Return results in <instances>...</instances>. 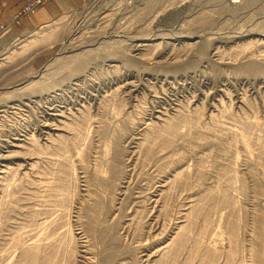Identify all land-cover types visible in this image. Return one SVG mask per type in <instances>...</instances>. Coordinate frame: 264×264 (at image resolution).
Instances as JSON below:
<instances>
[{
	"label": "rangeland",
	"instance_id": "obj_1",
	"mask_svg": "<svg viewBox=\"0 0 264 264\" xmlns=\"http://www.w3.org/2000/svg\"><path fill=\"white\" fill-rule=\"evenodd\" d=\"M33 2L0 0V58L12 48L19 51L25 42L19 40L31 38V31L59 26L51 43L0 60V150L16 137L23 142L33 136L29 155L37 162L24 174L16 168L23 160L0 161V169L2 163L14 169L2 180L0 264H29L24 247L33 240L35 264H144L145 246L170 232L187 200L198 213L189 221L187 249L169 250L156 264H201L202 248L196 256L187 253L193 240L224 246L211 264H264V62L248 57L264 56L257 36L264 33V0H237L234 7L230 0ZM239 32L247 35L217 44L220 53L213 60L203 53L209 38ZM153 34L206 39L192 46L162 43L139 55L130 50L136 39ZM111 56L119 61L107 62ZM219 99L209 117L208 104ZM54 107L83 131L78 139L73 131L65 134L76 143L66 153L51 149L53 141L40 135ZM153 108L168 116L178 108L180 132L158 126L144 140V132L127 126L153 120ZM133 135L142 137L135 147ZM77 148L83 153L79 161ZM95 165L104 169L107 183L93 178ZM166 177L169 186L154 215L152 193ZM231 226L236 241L227 238ZM229 248L234 257L225 254Z\"/></svg>",
	"mask_w": 264,
	"mask_h": 264
},
{
	"label": "bare ground",
	"instance_id": "obj_2",
	"mask_svg": "<svg viewBox=\"0 0 264 264\" xmlns=\"http://www.w3.org/2000/svg\"><path fill=\"white\" fill-rule=\"evenodd\" d=\"M142 1V0H141ZM145 2H149V4H151V3H153V1L154 0H144ZM139 2H140V0H139ZM237 2V0H230V2H229V4L230 5H232L233 7L237 4L236 3ZM144 4V3H143ZM147 4V3H146ZM132 6H134V5H132ZM231 6V7H232ZM149 7V6H148ZM141 8V7H140ZM57 21V20H56ZM56 23H59V21L58 22H56ZM55 24V23H54ZM53 24V25H54ZM48 26V27H46L45 26V28L44 29H40V30H33V31H31L30 32V34H28L27 35V37L28 36H30L31 38H27V39H20L19 40V42H22L23 40L25 41H23L24 42V44H22V45H20V47H16V49L17 48H19L20 50L19 51H17V50H13V48L11 49V50H7V52H8V55H5L4 57H1L0 58V60L1 59H4V58H9L8 60H10V59H14V56H18V54H20V53H22V52H25L26 50H28V49H30V48H32V47H34L35 48V45H38V44H41V43H43L44 44V42L46 43V42H50L51 43V41H54L55 39H57V36H58V27L59 26H57V25H54V26ZM63 25V24H62ZM61 25V26H62ZM60 30V29H59ZM76 30V29H75ZM76 34V33H75ZM258 35V38H259V44H263V42H264V33H257ZM245 35H247V34H241L240 32L239 33H234V34H231V35H227V36H219V37H213V38H209L208 39V41H207V44H206V46L205 47H203L202 49V51H203V53H205L207 56H208V58L209 59H212L213 60V57H216L217 55H218V49H217V44H221V43H229L230 44V42L231 43H233V42H236L238 39H240L241 37H244ZM59 39V38H58ZM71 39V38H70ZM206 38H204V36L202 35V34H191V35H182V34H179V35H177V34H170L169 36H161V35H157V34H153V35H150V37H143V38H141V39H136V41L133 43V44H131V45H129L130 46V50L131 51H135V54L137 53H142V52H144V51H146L147 52V50H149V49H151V48H154V47H156V46H158V45H161L162 43H166V45H167V43H173V42H182V41H186V43L188 42L189 44H191V46L192 45H195V44H197L199 41H201V40H205ZM61 40V39H60ZM76 40V39H75ZM18 42V43H19ZM203 42V41H202ZM204 42H206V41H204ZM68 43V42H67ZM73 43V42H72ZM170 43V44H171ZM49 44V43H48ZM66 44V43H65ZM76 44V43H75ZM90 44V43H89ZM199 44H200V42H199ZM203 44V43H202ZM42 45V44H41ZM88 45V44H87ZM78 46V45H77ZM220 46V45H219ZM64 47V46H63ZM194 47V46H193ZM37 48V47H36ZM67 48V47H66ZM71 48H73V47H71ZM75 49V48H74ZM79 49V48H78ZM68 51V50H67ZM73 51V50H72ZM108 51V50H107ZM110 51V50H109ZM201 51V50H200ZM27 52V51H26ZM35 52V51H34ZM83 52V51H82ZM146 52H144V53H146ZM165 52V51H164ZM164 52H162V53H164ZM143 53V54H144ZM219 53H220V51H219ZM7 54V53H6ZM82 54V53H81ZM108 54H109V52H108ZM153 54H154V52H153ZM2 54H0V56H1ZM4 55V54H3ZM119 55V54H118ZM121 55V54H120ZM139 55V54H138ZM220 55V54H219ZM256 55V54H255ZM255 55H253V54H251V56H248L249 58H250V61H252V62H257V61H260V62H264V56H262L261 54H257L256 56ZM20 56H21V54H20ZM32 56V55H31ZM115 56V55H114ZM158 56H160V54L158 55ZM82 57V56H81ZM102 57V56H101ZM105 57V56H104ZM137 57V56H136ZM107 59V62H115L116 63V61H119V60H116V58H114V57H106ZM201 58V57H200ZM12 59V60H13ZM17 59V58H16ZM202 59V58H201ZM216 59V58H215ZM218 59V58H217ZM104 60V59H103ZM199 60V59H198ZM207 60V59H206ZM85 61V60H84ZM219 61H220V59H219ZM225 61V62H224ZM223 61V64L224 63H229L230 64V60H224ZM226 61H228V62H226ZM230 61V62H229ZM222 62V61H221ZM234 62V61H233ZM233 62H231V64L233 63ZM220 63V62H219ZM258 63V62H257ZM218 64V63H217ZM222 64V63H221ZM6 65V64H5ZM107 65H109V64H107ZM116 65V64H115ZM79 66V65H78ZM80 66H81V64H80ZM79 66V67H80ZM81 68V67H80ZM117 68V67H116ZM247 69V68H246ZM40 73H41V71H40ZM77 74V73H76ZM32 76V75H31ZM208 80V79H207ZM26 81V80H25ZM96 82V81H95ZM262 82V81H261ZM21 83H23V82H20V83H18V84H15V86L16 85H19V84H21ZM25 84V83H24ZM125 84H129L128 82H126ZM204 84H206V82H204ZM203 84V85H204ZM208 85V84H207ZM206 85V86H207ZM261 86H262V83H261ZM135 87V86H134ZM263 87V86H262ZM220 90V92L222 91V93L225 95V96H228L227 95V93H225L224 92V90L223 89H219ZM6 95V94H5ZM48 95H50V94H48ZM54 97V96H53ZM52 97V98H53ZM98 99V98H97ZM215 101V100H214ZM221 103H222V99H219V100H217L216 102H213V103H210V104H208V110L209 111H211L213 108H216V106H218L219 104L221 105ZM235 103H237L238 105H240V104H242L243 103V99L241 98V97H238V96H236L235 97ZM61 107V106H60ZM63 109V108H62ZM173 109V108H172ZM175 109V110H174ZM173 110V113H172V115L173 116H168V115H166L165 114V112L163 113V112H161L159 109H155V108H153V120H152V118H147V119H145L144 121H142V122H139L138 124H136V126H134V124L136 123H128V125L127 126H129V127H131V128H134V130H137V134H138V131H142V132H144V137H143V139L145 140L146 138H149V137H153V133L151 132L152 130H153V128H158V126H163L165 129H167L166 131H172L173 132V130L176 132V133H179L180 131V128L178 129V126H177V122H176V120L174 119V117H176V116H178V115H180L181 113H179V109L177 108H174ZM50 110H52V111H48L46 114L48 115V117L46 118L45 117V120H44V122H42V124H41V127H40V135L43 137V140L44 141H46V140H48L49 138H50V143H51V141H53L52 143H51V145L50 146H52V148L51 149H53V150H62V149H65V151H63L64 153H66L67 151V149L69 148V145L71 144V142H68L67 140L69 139L68 138V136H66L68 133H72V131L74 132L73 134L75 135V137L76 136H79L80 134H78L79 132H83L82 130H80L79 132H78V129H77V127H75L76 125H73L72 127H71V125L72 124H70L71 122H70V120L69 121H67V119H69V117H68V115L66 116L65 115V111L64 110H61L60 108H50ZM1 111V110H0ZM162 111H163V109H162ZM67 112H69V111H67ZM71 114V113H70ZM208 115H209V117H213V112L211 111V112H209L208 113ZM181 116V115H180ZM44 117V116H43ZM179 117V116H178ZM208 117V116H207ZM188 118H190V117H188ZM74 121V120H73ZM182 121H183V119H182ZM77 122V121H76ZM157 122H161V124L160 125H158L157 124ZM194 122V121H193ZM74 123V122H73ZM125 125V124H124ZM191 125V124H190ZM78 126V125H77ZM186 126H188V124L186 125ZM199 126V125H198ZM197 126V127H198ZM78 127H80V125L78 126ZM128 127V128H129ZM82 128V127H81ZM191 128V127H190ZM120 129V128H119ZM118 129V130H119ZM125 128H123L122 130H124ZM163 129V128H162ZM164 129V130H165ZM194 129H196V128H194ZM121 130V131H122ZM193 130V129H192ZM197 130V129H196ZM201 130V129H200ZM127 131V130H126ZM182 131V130H181ZM203 131V130H202ZM174 132V133H175ZM186 132V131H185ZM118 133H120V132H118ZM147 133V134H146ZM148 133L150 134V135H148ZM193 133V132H192ZM201 133V132H200ZM204 133V132H203ZM66 134V135H65ZM134 134V133H133ZM136 134V133H135ZM163 134V133H162ZM191 134V133H190ZM147 135L149 136V137H147ZM80 136H82V135H80ZM41 137V138H42ZM71 137H74V136H71ZM77 139H78V137H76ZM76 138H74V139H76ZM123 138H125V136L123 137ZM128 138H129V136H128ZM128 138H127V141H128ZM140 138H142V137H136V136H131L130 137V140L131 141H133V144H134V147H135V144H138V140L140 139ZM162 138V137H161ZM203 138V137H202ZM73 139V138H72ZM71 139V140H72ZM152 139V138H151ZM22 139H20V138H18V137H16V138H14V140L12 141V142H9V144L7 143V145L5 146V147H3V149H1L0 150V161H4V162H7L9 159H13V160H15V159H17V160H23V163H18L17 164V169L18 170H20V171H22L24 174L25 173H28L29 171H31L32 172V169L36 166V164H37V162H36V160H34V157H31L29 154H30V152H31V150L32 149H29L30 148V145L31 144H34L36 141V139L33 137V136H29V137H25V139H24V141L23 142H20ZM70 140V139H69ZM112 140V139H111ZM162 140V139H161ZM168 140V139H167ZM68 143H67V142ZM73 141H75V140H72V143H73ZM126 141V140H125ZM126 141V142H127ZM169 141V140H168ZM199 141V140H198ZM76 142H78V141H76ZM106 142V141H105ZM117 142V141H116ZM114 143V142H113ZM112 143V144H113ZM130 143V142H129ZM161 143V142H160ZM167 143V142H166ZM168 143H170V142H168ZM245 143V142H244ZM36 144V143H35ZM76 145V143H73V144H71L70 146L71 147H75V145ZM115 144V143H114ZM116 144H118V143H116ZM115 144V145H116ZM130 144H132V143H130ZM243 144V143H242ZM168 145V144H167ZM196 145V144H195ZM50 146H46V147H49L50 148ZM158 146V145H157ZM54 147V148H53ZM104 147V146H103ZM115 147V146H114ZM118 147V146H117ZM150 147V146H149ZM148 147V148H149ZM153 147V146H152ZM67 148V149H66ZM110 148V146H109V144L107 143L106 145H105V148H103L104 150V152H106V154H107V151H108V149ZM112 148V147H111ZM151 148V147H150ZM35 149H36V146H35ZM74 149V148H73ZM72 149V150H73ZM37 150V149H36ZM52 150V153H56L57 151H53ZM81 150H82V148H81ZM112 150H114V148H112ZM116 150H117V148H116ZM117 151H119V149L117 150ZM104 152H102V154L104 153ZM122 152V151H121ZM64 153H63V155H64ZM75 155L77 156V159H78V161H79V159H81L82 157H80V155H83V153L81 154V152L79 151V148H77V149H75ZM106 154H104L105 156H104V158L106 157ZM109 154V153H108ZM118 154V153H117ZM25 155V156H24ZM114 155H116V153H114ZM66 157V156H65ZM103 157V155L101 156V158ZM117 157V156H116ZM53 158V157H52ZM56 158V157H55ZM61 160H62V158H60ZM59 159V160H60ZM64 159V158H63ZM68 159V158H67ZM67 159H66V161H67ZM75 159H76V157H75ZM32 160V161H31ZM34 160V161H33ZM58 160V161H59ZM104 160V159H103ZM57 161V160H56ZM62 161H64V160H62ZM60 162L61 164H60V168L62 169V168H64L65 166H64V164H66V163H64V162ZM69 161H70V159H69ZM70 162H72V161H70ZM105 162H107V161H105ZM111 162V161H110ZM44 163H46V162H44ZM56 163V162H55ZM40 164V163H39ZM53 165V164H52ZM56 165V164H55ZM113 165V164H112ZM1 168L2 169H0V173H2V176H0V212H1V209H2V207H3V204H4V195H3V191H2V189H3V178H4V176L7 174V173H9V172H11V171H13L14 169H13V167H11L10 166V164H7V163H2L1 164ZM67 166H68V164H67ZM70 166V165H69ZM68 166V167H69ZM72 166V165H71ZM110 167V166H109ZM108 167V168H109ZM178 167V166H177ZM176 167V168H177ZM40 168H42V167H40ZM70 168V167H69ZM71 168H73V167H71ZM100 168V167H99ZM107 168V167H106ZM105 168V169H106ZM65 169V168H64ZM102 169L103 168H101V170L100 169H98L97 167H96V165L91 169V171H90V173L92 174V176H93V178L95 179V180H97V182L99 181V182H106L107 183V181H106V179L107 178H105V173H103V172H105L104 171V169H103V172H102ZM16 170V169H15ZM63 170V169H62ZM66 170H68L67 168H66ZM72 170V169H71ZM112 170V169H111ZM19 171V172H20ZM41 171V170H40ZM62 172V171H61ZM70 172V171H69ZM69 172H67V174L69 173ZM4 173V174H3ZM65 173V172H64ZM24 174H22V175H24ZM28 174H30V172L28 173ZM70 174V173H69ZM73 174V173H72ZM85 174V173H84ZM179 174H180V172L175 176V177H178L179 176ZM65 175V174H64ZM168 175V174H167ZM169 175H171L170 173H169ZM173 176L175 175L174 173L172 174ZM66 176V175H65ZM64 176V177H65ZM70 176V175H69ZM117 176V175H116ZM172 176V177H173ZM10 177V176H9ZM164 177H165V175H164ZM168 177V176H167ZM166 177V178H167ZM171 177V178H172ZM52 178V177H51ZM60 178V177H59ZM69 178V177H68ZM7 179V178H6ZM62 179H64V178H62ZM66 179V178H65ZM177 179V178H176ZM176 179H174V181L176 180ZM7 180H9V179H7ZM13 180V179H12ZM69 181V180H68ZM114 181V180H113ZM158 183L159 184H157V186L154 188V190H153V203H155V204H153L152 205V207H153V214H154V212H156L155 210H159V208L161 209L162 207H160L158 204H160V203H158V201H159V198L160 197H162V195H161V193H162V191L164 190H166V187H168L169 186V183H168V178H167V180H165V179H161V180H159L158 179ZM171 181V180H170ZM65 182V181H64ZM167 183H168V185H167ZM23 184V183H22ZM68 184V183H67ZM14 185V184H13ZM28 185V184H27ZM107 185V184H106ZM120 185V184H119ZM15 186V185H14ZM64 186V185H63ZM114 186V185H113ZM6 187H7V185H6ZM16 187V186H15ZM85 188V187H84ZM55 189V188H54ZM66 189H68V188H66ZM60 190V189H59ZM86 190H87V188H86ZM85 190V191H86ZM123 194V193H122ZM163 194V193H162ZM6 195V194H5ZM161 195V196H160ZM160 201H161V199H160ZM187 201H189V202H187L186 203V207L183 209V212L182 213H180L179 214V216L177 217L178 218V220L174 223V227H172V229L170 230V232L169 231H167L168 232V234H165L160 240H159V242L157 243V242H154L152 245H146L145 247L146 248H144V251L145 252H143V254H142V256L145 258L142 262H144V264H156V262H158V261H161V259H164L163 257L165 256V257H167L166 255H167V252L169 251V250H177V251H181L183 248H185V246L187 245L186 243V240L190 237V231H191V224H189L190 222V220L191 221H193V219L195 218V216L198 214H194L193 212H194V209L196 208L195 206H197V204H192V201L191 200H187ZM158 203V204H157ZM213 205V204H212ZM96 206V205H95ZM162 206V205H161ZM201 207V206H200ZM95 208V207H94ZM197 208H199V207H197ZM97 209H98V204H97ZM209 210V209H208ZM160 211V210H159ZM158 211V212H159ZM200 211H202V210H200ZM158 212H156L155 214H158ZM204 212V211H203ZM93 213H94V211H93ZM92 213V214H93ZM99 213V212H98ZM154 214V215H155ZM205 214V213H204ZM263 215V214H262ZM96 216V215H95ZM200 216V215H199ZM202 216V215H201ZM236 216V215H235ZM153 217V216H152ZM198 217V216H197ZM196 217V218H197ZM93 218V217H92ZM94 218H96V217H94ZM98 218V217H97ZM261 218V217H260ZM229 219V218H228ZM92 220V219H91ZM97 220V219H96ZM227 220V219H226ZM93 221V220H92ZM205 222H207L206 221V219L204 220ZM194 222V221H193ZM219 222V221H218ZM231 223V222H230ZM192 224H194V223H192ZM205 224V223H204ZM207 224V223H206ZM263 224V223H262ZM263 226V225H262ZM98 227V226H97ZM155 228V227H154ZM234 229V227H232L231 226V230H228L227 232H229V234H227V238L229 239V240H231V241H233L236 237H234V233H235V229ZM263 229V228H262ZM157 232V231H156ZM255 236V235H254ZM261 239V238H260ZM264 239V238H263ZM111 241V240H110ZM189 241V240H188ZM234 241H236V240H234ZM37 242V241H36ZM36 242H34V240H33V242L32 243H29L28 245H29V247L27 246V248L26 247H24V249H25V252L26 253H29L27 256V258H29L28 260H29V264H35V262H37L36 260H38V257H37V253L39 252H37L36 253V251L35 252H33V251H31V247H33L34 246V244L36 243ZM186 242V243H185ZM232 243V242H231ZM260 243H262V242H260ZM37 244V243H36ZM233 244V243H232ZM191 247H190V249H189V247H188V249L189 250H187V253L189 254V256H196V255H198L197 253H198V250H200V248H202L203 250H201V252L200 253H202V251H203V254H201L202 256L200 257V263L202 262V263H207V264H211L212 262V260L214 259V258H216L215 257V255L217 254V251L219 252V253H221V251H222V249L224 248V246H222V248H221V250H218V249H220L219 248V245L217 246V244H213V245H206L205 247H203V246H201V245H199L198 243H197V241H195V240H193V242H191ZM35 246H37V245H35ZM34 246V247H35ZM84 246V245H83ZM188 246V245H187ZM187 246H186V249H187ZM113 247V246H112ZM233 247V246H232ZM23 248V247H22ZM40 248V247H39ZM39 248H36L37 250L39 249ZM262 248V247H261ZM225 249V248H224ZM40 250V249H39ZM106 250V249H105ZM184 250V249H183ZM183 250H182V252H183ZM233 250H234V248L233 249H231V248H229L228 250L226 249L224 252H225V254L228 256V258H231V257H234V256H232V255H234L233 253ZM81 251V250H80ZM87 251V250H86ZM174 251V252H175ZM254 251V250H253ZM257 251V250H256ZM82 252V251H81ZM84 252V251H83ZM24 254V255H25ZM43 254V253H42ZM173 254V253H172ZM188 254H186V255H188ZM39 255V254H38ZM177 255V254H176ZM170 256V255H169ZM175 256V255H174ZM217 256V255H216ZM231 256V257H230ZM50 257V256H49ZM176 257V256H175ZM51 258V257H50ZM86 258V257H85ZM170 258V257H169ZM172 258V257H171ZM195 257H193V259H194ZM26 259V258H25ZM43 259H44V257H43ZM54 259V258H53ZM52 259V260H53ZM143 259V258H142ZM175 259V258H174ZM186 259H189V258H186ZM165 260H167V259H165ZM170 260V259H169ZM172 260V259H171ZM86 261H89V260H86ZM175 261V260H174ZM173 261V262H174ZM204 261V262H203ZM230 261H231V259H230ZM43 262V261H42ZM46 262H48V261H46ZM163 262V261H162ZM16 263V262H15ZM52 263H53V261H52ZM102 263V262H101ZM100 263V264H101ZM164 263H166V262H164ZM198 263V262H197ZM201 263V264H202ZM51 264V263H50ZM102 264H104V262L102 263ZM143 264V263H142ZM158 264V263H157ZM168 264H171L170 263V261H169V263ZM214 264V263H213ZM234 264V263H233Z\"/></svg>",
	"mask_w": 264,
	"mask_h": 264
},
{
	"label": "built area",
	"instance_id": "obj_3",
	"mask_svg": "<svg viewBox=\"0 0 264 264\" xmlns=\"http://www.w3.org/2000/svg\"><path fill=\"white\" fill-rule=\"evenodd\" d=\"M36 2H39V0H36ZM36 2H33V3H32V6H33ZM30 8H31V7H30V4H28L27 10L30 9Z\"/></svg>",
	"mask_w": 264,
	"mask_h": 264
}]
</instances>
